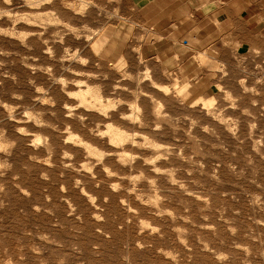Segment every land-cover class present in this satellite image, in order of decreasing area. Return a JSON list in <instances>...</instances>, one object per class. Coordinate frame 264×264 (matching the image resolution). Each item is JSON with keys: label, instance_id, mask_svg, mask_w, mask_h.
<instances>
[{"label": "clouds", "instance_id": "9594fccd", "mask_svg": "<svg viewBox=\"0 0 264 264\" xmlns=\"http://www.w3.org/2000/svg\"><path fill=\"white\" fill-rule=\"evenodd\" d=\"M0 37L28 53L36 41L47 57L0 47V76L19 83L4 71L16 56L34 89L0 98V209L12 188L31 198L14 161L23 142L24 170L59 185L67 217L82 220L72 191L87 199L97 223L116 197L136 230L121 264H133V243L163 257L160 264H189L193 240L215 264H231L224 241L213 247L203 234L218 238L209 223L218 212L237 237L242 209L231 207L226 219L218 188L264 227V0H0ZM28 236L31 243L16 238L15 246L0 238V264H27L29 254L46 264L36 239L64 246L49 233ZM262 236L249 233L264 245ZM231 247L250 264L248 245Z\"/></svg>", "mask_w": 264, "mask_h": 264}, {"label": "rangeland", "instance_id": "374dc122", "mask_svg": "<svg viewBox=\"0 0 264 264\" xmlns=\"http://www.w3.org/2000/svg\"><path fill=\"white\" fill-rule=\"evenodd\" d=\"M143 6V5H141ZM36 45V49L32 53H28L19 45L18 41H13L7 38L0 37V47L8 51L20 52L25 55H39L42 57V62L47 60L40 51V45L36 41H32ZM102 46V45H101ZM11 60H16L15 66L11 65ZM9 67L4 71H11L18 78L19 83H14L11 80H5L0 76V80H4L3 86H0V98L10 100V93L13 91L23 92L26 97L30 96L34 89L28 84L27 80L32 75L31 72L19 63V58L16 56L8 60ZM43 82L44 77L38 74ZM2 111V110H0ZM30 149L25 148L24 143L20 144L16 152L14 161L16 170L21 175L23 187L31 192V198L24 197L17 189L12 188V195L6 200V207L0 209V238H3L5 243L15 246L16 238H20L25 244L32 242V237L28 236L31 232L33 237L38 233H49L54 239L63 243L62 248L55 245H46L44 242L36 239L35 243L43 249L42 258L46 264H58L59 259H64L65 264H121V254L125 253L124 245L136 238V230L132 226L125 224V213L119 206L115 196L112 197L109 205H107L106 221L97 223L92 218V211L86 198L79 191L69 193L74 203L78 207V215L82 216V220L78 221L75 217L66 216L67 205L63 204L59 197V185L46 183L40 179L39 170H34L31 173L24 170L23 165L27 163V155L22 153L29 152ZM53 179L59 180V172H53ZM67 182L70 186V180H60V183ZM11 188V184L9 185ZM222 189H217V194L214 197L216 206H223L229 209L226 212V219L232 217L231 207L241 208L242 212L236 218V226L238 227L237 237H232L227 231V224L219 219V213L212 214L209 223H214L217 226L218 238L211 231L203 233L207 238L212 240L213 247H221L220 241H224L222 250L233 253L231 264H241L245 254L233 247L232 241L249 246L252 255L248 257L250 264H264V256L260 255L264 251V245L259 241L249 239V233H264V227L255 225L248 217L251 215L249 209L245 208L243 203H236L230 200V197L220 196ZM103 197L107 194V190L97 192ZM45 196H51V203L45 200ZM39 205L42 210L40 213L34 211V206ZM43 208H53L55 215H49L43 211ZM59 223L63 227L53 228L54 223ZM97 228L101 231L98 232ZM264 239V236L261 237ZM192 259L189 264H215L214 258L209 253H202L200 246L193 240ZM73 246L79 249L78 253L73 252ZM185 255H188L185 252ZM131 257L133 264H160L163 257L156 256L154 251L145 250L143 252L135 251V245L132 244ZM27 264H38L33 261L31 254Z\"/></svg>", "mask_w": 264, "mask_h": 264}, {"label": "crops", "instance_id": "0c3cea01", "mask_svg": "<svg viewBox=\"0 0 264 264\" xmlns=\"http://www.w3.org/2000/svg\"><path fill=\"white\" fill-rule=\"evenodd\" d=\"M245 15H247V14H245ZM248 47H249V45L245 44L244 47L242 49H240V54L241 55L246 54L248 51Z\"/></svg>", "mask_w": 264, "mask_h": 264}]
</instances>
